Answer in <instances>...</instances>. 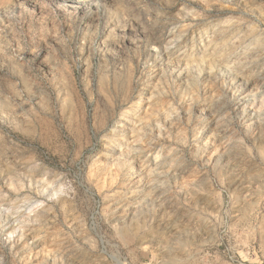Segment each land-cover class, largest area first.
Returning <instances> with one entry per match:
<instances>
[{"label": "rangeland", "instance_id": "374dc122", "mask_svg": "<svg viewBox=\"0 0 264 264\" xmlns=\"http://www.w3.org/2000/svg\"><path fill=\"white\" fill-rule=\"evenodd\" d=\"M0 264H264V0H0Z\"/></svg>", "mask_w": 264, "mask_h": 264}]
</instances>
